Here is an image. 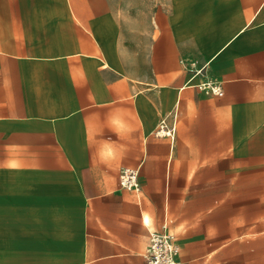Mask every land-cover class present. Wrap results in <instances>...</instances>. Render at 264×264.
Instances as JSON below:
<instances>
[{"label": "crops", "instance_id": "crops-1", "mask_svg": "<svg viewBox=\"0 0 264 264\" xmlns=\"http://www.w3.org/2000/svg\"><path fill=\"white\" fill-rule=\"evenodd\" d=\"M0 45L25 65L103 63L100 87H85L103 91L101 110L91 101L70 114L83 128L5 136L35 141L17 144L35 159L0 192L3 242L19 233L24 259L31 249L38 260L50 244L46 258L57 253L61 264H143L148 232L165 221L186 264H264L259 231L245 226L261 218L246 206L261 200L243 190L264 154L256 131L264 123V0H2ZM201 66L193 76L189 68ZM206 79L223 94L197 89ZM162 118L174 122L172 135L156 132ZM122 167L138 168V191L120 187Z\"/></svg>", "mask_w": 264, "mask_h": 264}, {"label": "rangeland", "instance_id": "rangeland-1", "mask_svg": "<svg viewBox=\"0 0 264 264\" xmlns=\"http://www.w3.org/2000/svg\"><path fill=\"white\" fill-rule=\"evenodd\" d=\"M46 1V0H45ZM156 5H167L169 0H108L113 4L131 5L135 4L143 7L148 2ZM174 0H172L173 3ZM50 2V0H49ZM55 2V0H54ZM60 3H80L92 2L98 3L99 0H59ZM2 3V0H0ZM3 46V45H0ZM100 59L96 61H77L49 64L46 61H39L33 65L21 64L18 61L6 59L0 54V192L5 194V189L11 187V175L14 170L22 169L23 165L34 160L35 156H28L25 149H20L17 144L27 142L35 143L32 140H16L4 139L9 132L15 131H45L51 130L52 125L58 127L62 131L74 130L75 127L83 128L82 116L70 115L80 106L94 102L95 110L100 111L101 107L96 102L103 99V91L87 92L85 87L93 89L99 88L103 81V72L99 67L102 65ZM68 67H79L89 71L97 72L93 76H71L63 75L62 69ZM61 69L58 75H47L45 73L52 72L53 69ZM20 69H36L41 75L31 76L20 74ZM199 72H203V67H199ZM74 121L69 123L68 121ZM51 127V128H50ZM256 131L259 134L258 147L264 150V123L257 125ZM261 162L259 165L253 166L252 187L243 190H250L252 200L257 198L261 200V204H250L252 216L260 210L261 218L245 221L248 228L258 230L259 239L264 243V154L259 157ZM11 194L9 191L7 194ZM11 206L7 211H10ZM0 211L3 213L5 206L0 205ZM250 222V223H249ZM11 241L3 242L0 239V257L9 258L8 264H61V259H48L51 252L48 250L52 245L46 244L39 248L36 252L39 255L38 260L30 254L32 250L28 249L27 259L22 256L24 251L19 243L20 234L15 233L9 235ZM66 236L55 238L57 242L65 241ZM8 240V237H7ZM61 244L58 243L57 247ZM31 250V251H30ZM12 259V260H11ZM36 262V263H33ZM1 264V262H0Z\"/></svg>", "mask_w": 264, "mask_h": 264}, {"label": "built area", "instance_id": "built-area-1", "mask_svg": "<svg viewBox=\"0 0 264 264\" xmlns=\"http://www.w3.org/2000/svg\"><path fill=\"white\" fill-rule=\"evenodd\" d=\"M194 76L198 70L189 68ZM197 89L207 94L222 95V87L219 81L206 79L195 84ZM175 129L174 122L168 124L165 118L160 119L157 125V133L172 135ZM120 187L139 190L138 168L122 167L118 172ZM180 247L176 235L171 232L164 221L159 229L148 232V239L143 252V264H186L180 257Z\"/></svg>", "mask_w": 264, "mask_h": 264}]
</instances>
